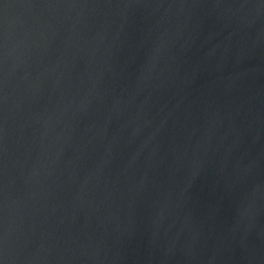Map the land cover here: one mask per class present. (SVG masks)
<instances>
[{"label": "water", "instance_id": "95a60500", "mask_svg": "<svg viewBox=\"0 0 264 264\" xmlns=\"http://www.w3.org/2000/svg\"><path fill=\"white\" fill-rule=\"evenodd\" d=\"M0 264H264V0H0Z\"/></svg>", "mask_w": 264, "mask_h": 264}]
</instances>
